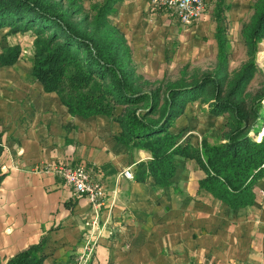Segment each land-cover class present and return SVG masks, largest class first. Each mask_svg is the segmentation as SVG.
Instances as JSON below:
<instances>
[{"label":"crops","instance_id":"0c3cea01","mask_svg":"<svg viewBox=\"0 0 264 264\" xmlns=\"http://www.w3.org/2000/svg\"><path fill=\"white\" fill-rule=\"evenodd\" d=\"M211 1L185 26L167 10L151 11L148 0H120L111 23L130 49L131 41L155 35L166 47L165 30L192 36L208 25L210 11L215 23L219 0ZM28 46L32 52L33 41ZM32 65L21 54L0 67V264L40 240L44 264H74L88 240L96 245L89 264H264V178L254 186V202L239 211L199 188L204 172L193 160L176 157L172 182L163 188L151 176L126 180L122 170L131 168L135 178L150 155L116 142L120 128L107 117L69 115L33 77ZM55 164L89 168L105 189L102 207L94 210L41 169Z\"/></svg>","mask_w":264,"mask_h":264},{"label":"trees","instance_id":"16d2710c","mask_svg":"<svg viewBox=\"0 0 264 264\" xmlns=\"http://www.w3.org/2000/svg\"><path fill=\"white\" fill-rule=\"evenodd\" d=\"M119 1L103 0L90 17L82 0H0V30L34 34L32 75L45 92L57 94L69 115L107 117L120 128L116 142L150 155L138 163L136 181L151 176L159 187L170 185L175 158L181 157L204 172L200 189L233 211L250 206L254 186L264 178V136L255 140L264 122V93L246 100V88L258 69L255 54L264 41V0L255 1L250 22L241 30L249 60L230 79L228 0L218 1L213 14L215 69L189 83L184 77L175 83L151 82L137 73L125 37L111 23ZM1 50L0 67L13 65L22 52L16 44ZM203 95L211 116H229V131L221 143L211 145L202 138L197 148L180 143L181 131L174 127L186 105ZM43 248L40 240L5 264H44Z\"/></svg>","mask_w":264,"mask_h":264},{"label":"rangeland","instance_id":"374dc122","mask_svg":"<svg viewBox=\"0 0 264 264\" xmlns=\"http://www.w3.org/2000/svg\"><path fill=\"white\" fill-rule=\"evenodd\" d=\"M215 1L216 0L211 1L212 6H214ZM255 1L256 0H228L230 9L225 15L227 25L226 37L229 57V79L249 60L241 30L244 24L250 22L253 15L252 7ZM102 2L103 0H83L85 12L88 13L90 17L94 16L95 11L93 6L99 5ZM76 20L78 21V19ZM207 24L208 25L201 26L203 29L199 28L202 29V31L193 29L192 36L189 34L191 30L184 32L182 35L176 34V30L173 32H166L165 30L162 37L166 42V47L163 46V43L158 39L157 35L150 40H143L141 38L138 40L137 38L134 42L131 41L132 56L137 73L151 82L158 83H175L182 77L189 83L202 74L212 73L216 65L217 46L213 36L215 23L213 22L211 11ZM153 26L154 25H151V27ZM5 29L9 28H3V30ZM149 30L152 33L156 32L153 28L147 31L149 32ZM2 32L3 31L0 30V33ZM177 33H180V31ZM33 39L34 34L31 31L14 35L5 34L4 37L0 36V50L16 44L22 48L21 54H23V56L32 57L33 51L31 52L30 46L28 45ZM144 41H146L145 45ZM163 49L166 51L164 52ZM255 64L258 69L246 88L247 101L264 93V41L258 45V52L255 54ZM185 66L187 70L183 73L182 70ZM205 97L206 96L203 95L200 99L188 103L183 115L175 120V125L177 123L180 127V121H183V128H178V131H181L182 134L179 139L180 143H190L191 145L195 143L199 148L201 139L206 138L210 144L216 145L223 141V133L229 131L227 125L229 116H211L207 112V105L204 103ZM261 106L264 115V97L261 100ZM260 126L261 128L255 137L256 142L259 141L258 138L263 133L264 122H262Z\"/></svg>","mask_w":264,"mask_h":264},{"label":"built area","instance_id":"2783aa9c","mask_svg":"<svg viewBox=\"0 0 264 264\" xmlns=\"http://www.w3.org/2000/svg\"><path fill=\"white\" fill-rule=\"evenodd\" d=\"M151 11L167 10L175 15L182 25L196 23L204 9V0H148ZM41 169L60 177L64 185L72 190L73 196L86 198L94 210L103 205L105 199L104 187L93 178L89 168L82 164L43 165ZM124 179L132 181L134 173L131 168L122 170ZM95 241L88 240L74 264H89L95 251Z\"/></svg>","mask_w":264,"mask_h":264},{"label":"bare ground","instance_id":"6f19581e","mask_svg":"<svg viewBox=\"0 0 264 264\" xmlns=\"http://www.w3.org/2000/svg\"><path fill=\"white\" fill-rule=\"evenodd\" d=\"M264 135V130H263V133L260 135V137L258 138V140L261 139V137Z\"/></svg>","mask_w":264,"mask_h":264}]
</instances>
